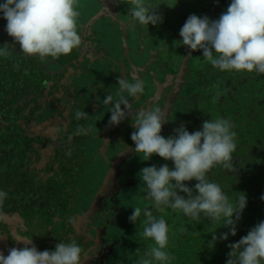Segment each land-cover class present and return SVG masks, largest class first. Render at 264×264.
Returning a JSON list of instances; mask_svg holds the SVG:
<instances>
[{
	"label": "trees",
	"instance_id": "obj_1",
	"mask_svg": "<svg viewBox=\"0 0 264 264\" xmlns=\"http://www.w3.org/2000/svg\"><path fill=\"white\" fill-rule=\"evenodd\" d=\"M147 1L150 6L155 7L152 3L157 0ZM222 1L224 6L220 8L210 3V8L204 9L201 16L218 19L230 4V0ZM90 5L85 2V8ZM76 10L80 13L78 19L82 20L77 27L81 45L74 48L70 54L59 58L26 56L20 51L18 44H11L13 38L5 30L7 21L0 16V44L8 43L0 46L6 47L9 52L6 57H0V190L7 192V198L3 205H0V214L20 213L29 223L32 220H42L49 226L54 224L58 228H68L69 243L76 240L83 246V252L101 247L104 255L101 253V257L93 258L98 264H139L144 253L150 246H154V241L145 239L142 235L143 214L136 224L128 218L134 210L133 207H150L153 216L157 219L163 217L169 226L166 251L174 257L171 264H226L231 250L228 245L239 241L252 227L264 220V200L261 199L264 194V74L220 71L202 57V50L191 51L186 45L176 46L173 42L181 39L180 29L191 15H183L187 10L180 5L175 10L169 6L163 7L164 12L174 15L165 17L168 25H153L152 36L155 39L162 33L169 36L164 50L172 53L169 54L175 60L169 69L173 68V71H170L173 72L174 81L171 85L174 87L175 83L177 92L171 93L167 108L163 110L168 122L162 126V135H173V130L181 124L190 132H194L201 129L203 121L217 118L231 121L236 132L234 170L228 171L223 165H217L207 173V179L221 185L232 202L240 195L239 192L245 193L247 206L238 222L237 234L229 235L228 240L218 241L215 249L209 250L207 242L212 237L211 232L216 231L219 236L228 231L223 227L222 221L211 223L203 215L199 220H195L179 210L164 208L159 211L152 207L146 199V189L139 179V171L143 165L147 166V163L154 164L155 159L160 165L167 163L170 167L173 166L172 162L165 161L155 154L150 160H141L139 155L142 154L135 153V145L131 140V134L135 130L133 124L130 134L119 137L115 135L121 132L120 127L124 126V122L131 118L128 117L130 114L121 122L120 127L110 130V116L103 118L100 123L96 122L90 101L83 93L84 83L96 75L98 79H94L92 83L100 85L105 80L106 92L114 99L119 98L112 91V84L119 86L117 77L122 74L113 71L109 63H105L95 72L88 67V60L85 59L89 51L97 55L101 52L110 53L106 45H101L104 44V37L109 34L98 26L104 29H107L105 26L117 27L118 32H114L110 42L120 52L130 49V46L122 47L124 42L132 41L127 36L136 40L140 32V35H145V28L132 25L126 28L124 25L118 30L119 23L107 21L108 24H104L106 17L98 14L97 7L91 6L89 14L84 13L85 9L80 8L78 4ZM159 26L164 29L160 33L157 31ZM130 29L134 32L133 35L129 34ZM45 62L54 63L57 71L49 70L44 65ZM79 65L83 66L86 73L82 80L71 83L66 79V74L70 68H77ZM163 79L165 82L164 74L161 77V80ZM171 85L166 88H171ZM154 90L148 96L159 100L157 107L160 108L164 98H160L158 91ZM61 103L67 105L64 104L65 107L60 108ZM142 103L143 101L140 105H149V108L153 109L152 103ZM51 108L62 115L63 110H68L69 127L65 135L55 140L29 134L27 125L40 119L43 113ZM136 109L133 112H137L134 121L145 107L138 106ZM77 111L87 112L88 115L77 120ZM80 126L90 128L89 134L74 135ZM107 136H110V141ZM48 146H51L53 151L51 160L46 166L38 168L37 164L42 161L38 147ZM95 152L100 154L98 169L104 166V178L99 186L86 191L88 170L91 162L95 161L90 156L94 158ZM45 172L48 173L46 177L43 176ZM113 172L112 176L108 175ZM185 183L194 187L197 181ZM106 184L104 198L107 199L101 209L104 214L101 213L99 217L100 220L104 218L107 228H96L97 242L93 236L77 235L74 222L69 223V217L76 218L79 208L94 194L93 190L96 192ZM9 225L0 221V234H7ZM6 243L14 245L10 238L1 235L0 246L8 255L11 247H7Z\"/></svg>",
	"mask_w": 264,
	"mask_h": 264
},
{
	"label": "clouds",
	"instance_id": "obj_2",
	"mask_svg": "<svg viewBox=\"0 0 264 264\" xmlns=\"http://www.w3.org/2000/svg\"><path fill=\"white\" fill-rule=\"evenodd\" d=\"M123 2L129 5L134 24L155 26L163 22L158 7L150 6L146 0ZM177 3L178 0H174L173 3L164 4L175 7ZM77 4L78 0H0V16L7 21L5 30L13 38L11 44H18L26 56L59 58L81 45L77 30L80 15L76 10ZM179 35L181 39L173 42L176 46L186 45L191 51L202 50V57L220 71L264 74V0H230L227 10L218 19L191 14ZM177 41L180 43L177 44ZM8 54V49L0 46V57ZM144 62L137 61V65L131 66L140 73L148 74L145 70L150 69V73L153 66ZM102 65L104 63L99 64ZM80 68L85 70L82 65L73 69ZM92 81L90 79L89 83ZM117 82L119 98L106 95L103 100L104 105H110L109 125H119L126 120L132 112L129 98L134 99L145 91L140 81L117 77ZM138 102L142 101L138 99ZM87 115V112L77 111L75 118L80 120ZM167 122L161 108L140 111L133 122L135 130L131 140L135 145V153L142 154L139 155L141 160H150L155 154L165 161H171L173 165L170 167L164 163L159 167L151 165L140 169L139 179L145 186L146 199L159 211L171 208L195 220L203 215L211 223L222 221L228 231L219 236L216 231L211 232L212 237L207 242L209 250H214L218 241L228 240L229 235L237 234L238 222L247 206L245 193L239 192L240 195L232 202L221 185L207 179V173L217 165H223L228 171L234 170L236 132L231 121L217 118L203 121L201 129L194 132L181 124L173 130V135L164 136L161 134L162 126ZM89 131L90 128L80 126L74 135H88ZM192 180L197 183L189 187L185 182ZM6 198L7 192L0 190V205ZM261 199L264 200V194ZM133 209L129 221L136 224L143 214L142 235L154 241V246L149 247L139 264H171L174 257L166 251L169 240L166 220L154 217L150 207ZM3 219L0 214V221ZM75 219L69 217V223ZM29 243L26 241L23 247L10 248L7 256L0 251V264H82V250L76 243L58 242L53 250L44 251L29 246ZM228 246L231 250L226 264H264V220L252 227L239 241Z\"/></svg>",
	"mask_w": 264,
	"mask_h": 264
},
{
	"label": "rangeland",
	"instance_id": "obj_3",
	"mask_svg": "<svg viewBox=\"0 0 264 264\" xmlns=\"http://www.w3.org/2000/svg\"><path fill=\"white\" fill-rule=\"evenodd\" d=\"M85 2L88 3L89 5L90 4L91 5L88 6L87 8H85ZM146 2H148V1L146 0ZM173 2H174L173 0L172 1L171 0H157V1H153V3H152L155 7H158V9H157L158 12H160V14L163 16V22H162L163 24L168 25L167 22H165L166 21L165 17L174 16V15H169V12H167V11L164 12L163 7L168 6L167 4H164V3L170 4ZM210 3H212L213 6L215 5L218 8H220L221 6H224L222 0H178V3L175 5V7H172V8H173V10H175L180 5L187 10L186 12H183V15L186 16L187 14L190 13V14H196L198 16H201V15H203L202 12L204 11V9L210 8V5H211ZM217 4H219V5H217ZM78 5L80 8L85 9L83 12L86 14H89L91 6L97 7L98 11H99L98 14L102 15L104 13L106 18L111 17V18H108V21L110 23H114V24L119 23L120 24L118 26V30L123 28V26L125 25L126 22H129L133 27H138V26L144 27L146 35L142 36L141 40H143L144 37L149 36L150 34L152 35V33L154 32V26L153 25H149V26H147V25H136L132 22L130 11L129 12L127 11V7L129 10V5L124 3L123 0H78ZM119 5H125V9L122 12V16H123L122 18L119 17L120 14L117 12V8ZM104 7L107 10H103ZM81 21H82L81 19H78V23H80ZM104 24H106V25L108 24L106 19H105ZM98 28L101 30L100 26H98ZM116 30H117V28L107 30L109 36L104 37V44H101V45H106L107 49L110 53L107 54V52H101V54L99 56L107 55L106 57H108V59L106 61H108V62L111 60H114L110 64H113L115 62L117 63V65L122 64V67H125V69H126V71L121 70L123 78L126 77L129 81L143 82L144 87H145V85H146L145 80L150 81V77H151L149 74L150 69L145 70V72H147L148 74L140 73L135 68H133L132 66L131 67L129 66L130 69L127 70L129 63L128 64L125 63V62H127V60L121 61L120 58L117 57L118 54H121L122 58L130 56L131 59H134V62L131 60L132 64L137 65V61L148 62L150 59V58H148V55H151L152 52H158V50H161L160 52H158L157 59L152 64L158 65L161 68H163V63L167 62V61H169V66H172L174 64L175 60L170 55L172 53L166 52L164 50V48L167 45L165 42H167L168 38H169L168 35H166L164 33L160 34L159 35L160 38L157 37L158 39H155L157 44H155V42L152 38L149 39V37L146 40V44H143V43L139 44L138 40L137 41L132 40L131 42H129L130 44L128 42H124L122 47H129L132 44V48L125 50V52H120V51L116 50V48H114L115 45L112 42H110V38H111V36H113L114 31H116ZM163 30L164 29L160 26H159V29H157L158 33H160ZM117 32L118 31H116L115 33H117ZM140 34H142V32H140ZM131 35H133V34H131ZM147 42H148V46H147ZM142 46L146 47L144 52H141ZM140 48H141V50L139 51ZM162 51H164L165 53L164 52L161 53ZM141 54H143V55H141ZM95 55L96 54L89 52V53H87L85 59H89V62H88L89 67H92L94 70H98L103 65L99 66L100 63L95 62L96 59L92 58ZM47 65L51 69H54V70L57 69V66L54 63H47ZM155 69L158 70L157 67ZM152 72H154V70ZM85 73H86L85 70H83L82 68H80V69L70 68L68 73L66 74V76H67L66 79L68 81H70L71 83H74L77 80H82L83 75ZM177 79H178V77L175 78V80H177ZM158 83L162 86V83L160 81ZM98 86L99 85L89 83V82H85L84 87H83V89H84L83 92L87 96L88 101H90V107L92 108V110L95 114L96 122L100 123V121H102L103 118L110 116L111 113L108 112L110 105H104L103 104L104 97L107 94L103 91V89L100 88V86L99 87ZM161 86L158 88V85H157V89L159 90L161 88ZM154 92H155V90H154ZM78 97H79V95H78ZM161 97H162V95H161ZM136 98H138L139 100H142L143 103L145 102V103L151 104L153 102L152 103L153 105H157L159 103V100H155L153 97H149L146 94H141ZM132 100H133L132 98H129V103L130 102L132 103ZM184 104H186V103H184ZM64 107H65L64 104L60 106V108H64ZM143 107H145L144 110L150 109L149 105L144 104V106H142V108ZM66 110H64V111H66ZM66 114H68V112L64 113V115H62V114H59L57 111L47 110L43 113V116L39 119V122H36L34 124L29 123V125H27V129L31 133H36L38 130H41V131L48 132L49 134L53 135L54 137H57V136L59 137L64 132V130L67 128V125L69 124V118L68 117H67V119L65 118ZM131 123H132V121H131ZM101 125H103V123H101ZM110 126H111L110 130H112L113 128L116 129L117 127L121 126V123L118 126L117 125H110ZM120 128L123 129L124 127H120ZM95 129L97 130L98 128H95ZM107 134L109 135V133H107ZM161 134H162V132H161ZM115 135H117V134H115ZM110 136H107L108 141H110ZM113 138L114 137H112V139ZM52 155H53V153L51 151V148L47 147V149H45L43 151V159H42V165L41 166H43V165L45 166L47 164V162H49V159ZM99 155L100 154L95 152L94 158H92L89 154L90 158L92 160H95V161L91 162L89 170H88V176H87V180H86V182H87L86 191H89V190L99 186V184L103 181L105 169H104V166H102L101 169H98V165L100 163V159L98 158ZM153 163L156 166L160 165L157 159H155ZM154 164H148L147 163V166H151ZM143 167H146V165H143ZM113 174H114V172L111 173V175L110 174H108V175L112 176ZM105 181L108 182V179H106ZM106 189H107V184L104 185L100 190H97L96 192L93 190L94 194L91 196L89 201L84 203L81 206V208H79V210L77 211L76 219H75L73 226H74L75 231L79 235H86L87 232H89L90 230H93L94 228L96 229L97 227L99 230H102V228L104 230H106L107 223L104 221V218H102V220H100V217H99V215L101 213H103L101 211L103 204H104L103 202L107 199V198H104L105 197L104 192ZM5 219H6L7 223L10 224V226H7V229L9 231L7 234H0V236L2 235L5 238H10V240L14 242V245L10 244V243H6L7 247H11V248L23 247V245L26 241H30L29 246H35L39 251H44V250H53L55 248V245L58 242L69 243V241H70L67 239V237L69 236L68 235V233H69L68 228H65V227L64 228L63 227L58 228V226L56 227L54 224L47 228L46 224L42 220H40V221L32 220L29 223L28 221H26L24 219L23 216L20 215V213L14 214L13 216L8 215L5 217ZM10 235H11V237H10ZM19 237H24L25 239L24 240H17V238H19ZM75 241L76 240H74V242H70V243H76L79 245V243H77V241L76 242ZM80 248L83 252V250H84L83 246H80ZM0 251H2V247L0 248ZM2 252H4V251H2ZM101 253H102V250L99 251L98 249H89L88 251H86V253H84L86 259L84 258V260L82 261V264H90L92 261H94L93 260L94 257H96V256L101 257V255H102ZM4 255L7 256L5 252H4Z\"/></svg>",
	"mask_w": 264,
	"mask_h": 264
},
{
	"label": "flooded vegetation",
	"instance_id": "obj_4",
	"mask_svg": "<svg viewBox=\"0 0 264 264\" xmlns=\"http://www.w3.org/2000/svg\"><path fill=\"white\" fill-rule=\"evenodd\" d=\"M125 9V5H119L118 6V8H117V12L120 14L119 15V17L120 18H122L123 16H122V12H123V10ZM103 10H107L105 7L103 8ZM127 11L129 12V10H128V7H127ZM103 15H105V14H103ZM93 17H95V16H93ZM104 17V16H103ZM108 18H111V17H108ZM127 20V19H126ZM106 21H108V19L106 18ZM131 26V24L129 23V22H126L125 23V27L126 28H128V27H130ZM109 27V28H108ZM106 28H108L109 30H110V28H113V27H110V26H106ZM114 28H117L116 26H114ZM108 29H106V30H108ZM115 32V31H114ZM129 34L131 35L132 33H134V32H132V29H130L129 31ZM146 35V34H145ZM127 36V35H126ZM147 38L149 37V39H153L154 41H155V38L150 34L149 36H146ZM127 38H129L130 40H135L132 36H127ZM142 39V35H140L139 34V37H136V41L138 40V42H139V44H141V43H143V44H146V40L147 39H144V40H141ZM156 43V42H155ZM147 46H148V42H147ZM132 48V44L130 45V49ZM145 46H142V51L141 52H144V50H145ZM141 50V48L139 49V51ZM141 55H143V54H141ZM117 57H119L120 58V60L122 61V60H127V62H125L126 64H128L129 63V65H128V67H127V70L128 69H130V67L129 66H131V65H133L132 64V61L134 62V59H131L130 58V56L129 57H121V54H119V55H117ZM148 58H150L149 59V61L148 62H144L143 64H145V63H154V61L157 59V52H152V54L151 55H148ZM95 62L96 63H112L114 60H111V61H106L107 59H108V57H101V56H99V55H97L96 57H95ZM132 60V61H131ZM131 61V62H130ZM45 65H47V64H45ZM110 66H112V68H113V71H115V72H117L118 74H122V72H121V70H125L126 71V69H125V67H122V64H119V65H117V63L115 62V63H113V64H111ZM152 70H151V72L149 73L150 74V81H148V80H145V82H146V85H145V92L143 93V94H146V95H148L150 92H152L154 89H155V92H157L158 91V96L161 98V95H162V97L164 98V101H163V103H162V106L160 107V108H162V110H165L166 108H167V105H168V103H167V100H168V97L171 95V93L173 92V94L174 93H176L177 92V90H176V88H174L175 87V83H174V87L171 85L174 81H173V72H170V71H173L172 69H169L170 68V66H169V63L168 62H164L163 63V68H161V67H159L158 65H153L152 64ZM47 67H48V65H47ZM157 67V69L158 70H156L155 68ZM48 69L49 70H52L51 68H49L48 67ZM154 70V72H152ZM128 73V72H127ZM175 73V72H174ZM163 74H164V78L166 79V81L164 82V79L163 80H161V77H163ZM121 77H123V76H121ZM94 78H97L98 79V76H96V75H94L91 79H93L94 80ZM100 80V79H99ZM161 82L162 83V86L158 83V82ZM106 81L104 80V82H102L99 86H100V88L101 89H103V91L107 94V95H109V93H107L106 92ZM96 85H97V83H96ZM157 85H158V88L161 86V88L158 90L157 89ZM169 85H171V88H169V89H167L166 87H168ZM98 86V87H99ZM102 86V87H101ZM112 86L114 87V89L112 90L113 92H114V94H116L117 95V93H118V90H119V86L118 85H114V84H112ZM105 87V88H104ZM175 89V90H174ZM168 95V96H167ZM165 97H166V100H165ZM137 102H138V98H134L133 100H132V105H131V108H132V112L131 113H129L130 115L128 116V117H131V118H128L125 122H124V126H121V127H124L122 130H120L121 132L120 133H118L117 135V137H119V136H126V134H130V131L132 130V125L131 124H133V122H134V116L137 114V112L136 113H133L135 110H137L136 109V105H137ZM153 103V102H152ZM63 104H66V103H61V105H63ZM67 105V104H66ZM69 105V104H68ZM151 105V104H150ZM159 105V104H158ZM158 105H152V108L153 109H155V108H158L157 106ZM139 106H141L142 107V105H139ZM151 108V107H150ZM50 110H53V111H57L56 109H50ZM64 111V110H63ZM58 112V111H57ZM68 112V110H66V111H64V113H67ZM59 113V112H58ZM67 116H68V114H66V119H67ZM68 118H69V116H68ZM131 121H132V123H131ZM36 122H39V119H37V120H34L33 122H31V124H34V123H36ZM68 127H69V124L67 125V128L64 130V132L58 137H54L53 135H51V134H49L48 132H46V131H41V130H38L36 133H31V132H29V134H31V135H33V136H38V137H51V138H53V139H55V140H57L58 138H62L64 135H65V133H66V131H67V129H68ZM121 129V128H120ZM118 130V129H117ZM132 132V131H131ZM129 136V135H128ZM121 138V137H120ZM39 139V138H38ZM39 146V145H38ZM48 147H51V146H48ZM39 149H40V156H42V158H41V160L43 159V151L45 150V149H47V147H45V148H41V147H38ZM51 151H52V149H51ZM53 152V151H52ZM52 157V156H51ZM50 160H51V158L49 159V162H50ZM48 163V162H47ZM42 165V161H40L38 164H37V166H38V168H40V167H44V165L43 166H41ZM46 166V165H45ZM48 175V173L46 174V172H45V174L43 175V176H47ZM116 180L117 179H115L114 181H115V183H116ZM15 214V213H14ZM14 214H11V216H13ZM9 214H3V217H4V219H3V223L4 224H6L7 223V221H6V219H5V217L6 216H8ZM77 215V214H76ZM75 222V221H74ZM8 225H9V223H7ZM74 224V223H73ZM10 226V225H9ZM47 226V228L48 227H50V226H52V225H46ZM93 228V227H92ZM91 228V229H92ZM91 231V232H90ZM89 232H87V234L86 235H84V236H93L95 239H96V241L98 242V233H97V230L94 228L93 230H90ZM7 233V232H6ZM74 234V233H73ZM76 234L77 235H79L77 232H76ZM75 234V235H76ZM92 244H90V246H91ZM1 248V247H0ZM110 249V248H109ZM108 249V250H109ZM98 250L99 251H101V247H98ZM3 251V250H2ZM84 253H86V250L84 251V252H82V259L84 260V258H85V254ZM105 253V252H104ZM9 254V253H8ZM103 254V253H102ZM104 255V254H103ZM86 259V258H85ZM90 264H98V262H96V261H92Z\"/></svg>",
	"mask_w": 264,
	"mask_h": 264
},
{
	"label": "water",
	"instance_id": "obj_5",
	"mask_svg": "<svg viewBox=\"0 0 264 264\" xmlns=\"http://www.w3.org/2000/svg\"><path fill=\"white\" fill-rule=\"evenodd\" d=\"M107 7V6H106Z\"/></svg>",
	"mask_w": 264,
	"mask_h": 264
}]
</instances>
